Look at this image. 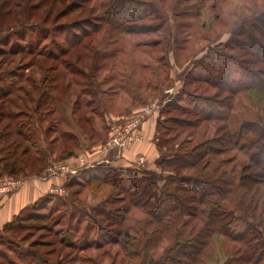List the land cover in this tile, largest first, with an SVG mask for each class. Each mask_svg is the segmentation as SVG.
Wrapping results in <instances>:
<instances>
[{
    "label": "rangeland",
    "instance_id": "1",
    "mask_svg": "<svg viewBox=\"0 0 264 264\" xmlns=\"http://www.w3.org/2000/svg\"><path fill=\"white\" fill-rule=\"evenodd\" d=\"M123 10L127 30L108 21ZM260 42L264 0H0V131L27 150L25 175L0 179L62 177L41 215L31 205L0 229V264H264ZM141 114V138L107 146ZM149 118L163 164L143 152L114 162ZM182 148L205 158L179 161ZM163 185L178 202L156 216ZM219 188L246 209L243 238L225 225Z\"/></svg>",
    "mask_w": 264,
    "mask_h": 264
},
{
    "label": "trees",
    "instance_id": "2",
    "mask_svg": "<svg viewBox=\"0 0 264 264\" xmlns=\"http://www.w3.org/2000/svg\"><path fill=\"white\" fill-rule=\"evenodd\" d=\"M122 14H125L124 10L120 11V13L112 14L111 18H109L108 21H109V23L111 22V24H114L116 29L127 30L124 27V24H125L124 20H129V19H124L125 15H122ZM131 17L134 18L133 16H131ZM255 46H256V48L260 49L261 51L264 49V47H263L264 44L261 42L258 44L255 43ZM263 58L264 57H259V60H262V62H264ZM147 89H149V91H152V89L150 88L149 85H147ZM139 100L141 102L142 100H145V99L143 96L137 94V92H134V102L135 103L139 102ZM213 112L208 113L209 117L214 116ZM9 134H10V130L8 127L5 130L0 131V177L4 176L5 174H9V175H12L14 177L25 175V172H26L25 155L27 153V150L24 148V146L22 145L21 142L8 140L7 136ZM210 150L213 152L216 151V149L214 147H212ZM244 154L248 155V151L244 152ZM205 155H206V153L204 155H202V152L199 151V148H192V149L182 148V149H180V152L178 151L177 156L180 158L179 161H183V162L186 161V163L195 166L202 159L205 158ZM248 157H251V160H253V158H254L253 154H250ZM165 158L166 157L161 155L157 158L156 162L159 163V165H162L163 160ZM213 159L218 162V158H213ZM213 159L207 158V159L203 160V162H202L203 166H209L212 163ZM244 162H245L244 157L241 159H238L237 165L242 164V166H241V168H242V167H244ZM236 167L237 166H235V165L232 167L231 173H233L232 174L233 177L234 176L236 177V175L237 176L239 175L240 176L239 181L241 182V185H243L246 188L253 187L251 185V183L249 184L247 181L248 179H250L251 175H248L249 173L245 170L242 172L241 171L238 172L236 170ZM201 173L202 172H200L199 174L202 175ZM94 179H99L104 184H107V182H108L107 178L104 177V175H98L97 173H94L90 177L89 181L94 180ZM254 181H256V183H257L259 180L256 179ZM167 188H168L167 185H163L162 189H163L164 193H163L162 197L158 200V207L155 210L156 213H154V211L150 210V209H148V211L146 209H141V212L144 215H146V213H147L152 217H154V214L156 216H159V215L161 216L164 213H169L173 209V207L175 206V201H177V198H176L177 196H176V194L169 193L170 191H167ZM103 189L101 188V189H99V191L103 190ZM215 191H217V192H215L213 195H216V197L219 196L220 199L222 200L220 202L218 199H216L215 202L218 201V203H217L218 207L225 212V218H227V216L229 217L225 221V225L228 227L227 229L230 231L231 236L235 239L243 238L246 234L245 232L251 226V223L248 221V217L245 214L246 209H245L244 205H243V208H241L240 204H236L234 206V208L231 209L228 207L230 204L227 203V202H230L233 200V197L230 195L231 192L228 190H224L223 188H219ZM50 196H52V194L47 193L44 196L40 197L37 201H35L32 204L33 210L29 211L28 214L32 215V216L33 215H41L42 212L40 211V209L45 206V204H46L45 200L48 197L50 198ZM223 202H226V203L223 204ZM225 204H226V206H225ZM236 212H241V215H236ZM136 221H137V219H136ZM262 224H264V223H262ZM125 230H126V234L127 233L129 234L130 228L125 229ZM145 234H146V231H145ZM159 238H160V235L158 236L157 239H159ZM132 244L136 245L137 243L133 242ZM139 244H140V242H139ZM139 244H137V245H139ZM154 244H153V242L152 243L146 242V247H144L145 250H148V246L154 245ZM139 246H141V244ZM141 252H143V250ZM144 252H147V251H144ZM150 259L151 258H149V260ZM136 262H134V263H136Z\"/></svg>",
    "mask_w": 264,
    "mask_h": 264
},
{
    "label": "crops",
    "instance_id": "3",
    "mask_svg": "<svg viewBox=\"0 0 264 264\" xmlns=\"http://www.w3.org/2000/svg\"><path fill=\"white\" fill-rule=\"evenodd\" d=\"M144 139L132 147L128 148L124 155L116 158V163L125 166H131L132 160L136 157L137 152L146 153L148 163H154L159 155L156 143L153 140L154 123L152 119H147L143 123ZM59 178V177H58ZM57 176L44 177L42 174H29L24 177L23 185L12 192L0 193V229L24 209L31 206L40 197L44 196L51 189L54 182H57Z\"/></svg>",
    "mask_w": 264,
    "mask_h": 264
},
{
    "label": "built area",
    "instance_id": "4",
    "mask_svg": "<svg viewBox=\"0 0 264 264\" xmlns=\"http://www.w3.org/2000/svg\"><path fill=\"white\" fill-rule=\"evenodd\" d=\"M144 117L145 114H141L131 121H128L124 126L117 127L116 131L113 133L111 140L107 143V146L123 148L129 145L132 141L141 138L139 129ZM138 163H144V157H141ZM51 169V167L47 168V171L45 170L42 175L46 177L47 175L55 174V171H51ZM23 183L24 179L13 178L12 176L2 178L0 179V193L6 194L17 190L23 185Z\"/></svg>",
    "mask_w": 264,
    "mask_h": 264
}]
</instances>
